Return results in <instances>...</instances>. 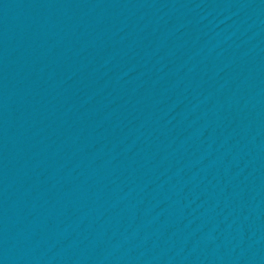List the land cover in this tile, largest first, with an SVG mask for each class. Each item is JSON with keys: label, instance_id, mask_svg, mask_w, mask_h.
<instances>
[{"label": "water", "instance_id": "water-1", "mask_svg": "<svg viewBox=\"0 0 264 264\" xmlns=\"http://www.w3.org/2000/svg\"><path fill=\"white\" fill-rule=\"evenodd\" d=\"M0 264H264V0H0Z\"/></svg>", "mask_w": 264, "mask_h": 264}]
</instances>
